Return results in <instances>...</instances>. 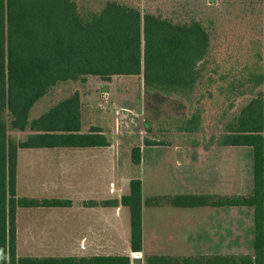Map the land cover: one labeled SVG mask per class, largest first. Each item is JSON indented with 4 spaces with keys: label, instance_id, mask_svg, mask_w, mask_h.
Instances as JSON below:
<instances>
[{
    "label": "trees",
    "instance_id": "1",
    "mask_svg": "<svg viewBox=\"0 0 264 264\" xmlns=\"http://www.w3.org/2000/svg\"><path fill=\"white\" fill-rule=\"evenodd\" d=\"M204 18L180 21L119 0L94 6L89 0H0V264H130L129 256H99L92 260L19 257L16 244V210L23 206H48L69 200L36 199L17 193V158L21 148L108 146L101 126L82 131L80 93L59 100L33 116L37 102L61 83L87 82L89 75L110 80L113 75H143L144 92L158 101L175 96L193 101L196 85L206 70L211 32ZM248 81L232 82L238 95L253 93L264 81L251 72ZM236 82V83H235ZM252 83L249 87L248 84ZM155 105V104H154ZM149 106V105H148ZM150 107V106H149ZM145 128L151 130L150 122ZM194 113L179 126L198 131ZM15 132L25 133L17 137ZM147 146L164 143L149 138ZM215 144L253 148V192L230 195L222 205L254 209V254L227 256L226 264H264V95L260 92L242 106L226 124ZM169 146V145H167ZM132 162H141V147L134 146ZM177 206L210 203V196L178 194L166 198ZM160 197L150 198L157 204ZM131 214V248L142 251V181L133 178L130 192L120 200ZM205 259H198L204 261ZM172 261L148 256L152 264ZM188 262V259L182 260ZM209 261H213L209 259Z\"/></svg>",
    "mask_w": 264,
    "mask_h": 264
},
{
    "label": "crops",
    "instance_id": "2",
    "mask_svg": "<svg viewBox=\"0 0 264 264\" xmlns=\"http://www.w3.org/2000/svg\"><path fill=\"white\" fill-rule=\"evenodd\" d=\"M87 130L82 126V131ZM109 141L108 146L19 149L18 195L71 201L17 208L16 244L19 257L92 260L99 256L122 255L130 257V264H150L147 262L148 256H163L172 261L162 264H226L222 259L227 256L254 254V247L249 252L240 249L246 235V220L242 216L247 210H231L238 211L236 216L230 215L229 210L235 207L250 209V230L252 233L253 228L255 238L253 207L221 203L227 196H248L253 192V179L249 193L228 191V148L234 146L214 143L206 146L201 155L195 157L190 154L196 166L193 170L204 173L203 182L193 187L194 191L144 197L143 180L140 178L142 251L134 252L131 248L129 207L120 202L109 205L100 203L120 200L130 192V181L133 179L124 176L122 153L117 150L120 141L110 138ZM143 145L147 146L144 141ZM133 147L128 148L129 163H133ZM23 150L32 153L23 154ZM251 157L253 168V154ZM142 158L141 146L140 163ZM178 194L208 195L210 203L177 206L167 201L166 198ZM154 197L162 200L157 204L150 203L149 199ZM230 244L233 249H230ZM185 259L189 261H182Z\"/></svg>",
    "mask_w": 264,
    "mask_h": 264
},
{
    "label": "rangeland",
    "instance_id": "3",
    "mask_svg": "<svg viewBox=\"0 0 264 264\" xmlns=\"http://www.w3.org/2000/svg\"><path fill=\"white\" fill-rule=\"evenodd\" d=\"M89 1L99 7L105 0ZM119 1L140 8L142 13L152 10L178 21L191 17L205 19L211 32V51L193 101L175 96L162 97L158 101L147 97L142 74L113 75L110 80L89 75L86 83L78 80L56 86L37 102L32 115L47 111L59 100L78 91L83 128L90 130L92 126H101L108 138L120 141L117 150L122 153L124 176L143 180L144 197L194 191L193 187L203 182L204 173L193 170L196 166L191 156L203 154L206 146L219 140L226 124L236 118L243 105L260 92L264 95V81L253 93L243 96L236 94L232 85L240 79L248 81L251 72L264 74V0ZM194 113L200 121L198 131H181L179 126ZM146 120L151 130L145 128ZM15 134L21 138L25 133ZM145 138L160 141L165 146H144ZM136 145L142 146L143 158L139 165L129 163L128 158V148ZM228 152V191L251 192L253 149L234 146L229 147ZM22 153L31 154L32 151L23 150ZM229 210L233 216L238 211L231 210H247L242 216L246 220V235L240 249L253 250L250 209L235 207Z\"/></svg>",
    "mask_w": 264,
    "mask_h": 264
}]
</instances>
